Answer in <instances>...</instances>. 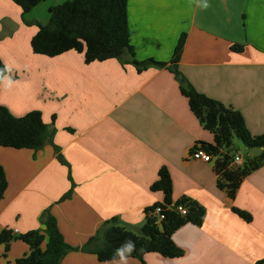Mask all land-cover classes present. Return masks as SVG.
Returning a JSON list of instances; mask_svg holds the SVG:
<instances>
[{"label":"crops","instance_id":"obj_1","mask_svg":"<svg viewBox=\"0 0 264 264\" xmlns=\"http://www.w3.org/2000/svg\"><path fill=\"white\" fill-rule=\"evenodd\" d=\"M61 1L67 0L38 6L48 10ZM35 8L22 15L11 1L0 0V35L10 39L0 57L11 81L4 77L0 83V105L14 116L39 111L59 150L51 144L37 152L0 147L7 180L0 231L43 229L40 216L49 209L72 247H81L110 219L138 232L145 209L163 202V194L150 186L165 167L173 201H196L205 210L203 222L173 233L182 257L148 253L142 261L128 258L127 264H253L264 259V166L246 176L230 200L216 185V157L209 162L191 157L199 142L212 144L213 135L191 113L171 72L152 67L138 73L115 59L86 64L75 51L56 57L34 54L30 40L36 28L24 25L22 17L38 21L32 16ZM127 22L139 61L168 62L184 34L177 64L183 79L239 111L253 136L264 132V0H127ZM234 44L243 51L233 52ZM57 154L68 166L57 161ZM68 175L72 193L60 201L71 187ZM232 207L247 212L251 221ZM27 253L26 244L14 241L3 257L0 245V264H14ZM60 264L114 261L73 251Z\"/></svg>","mask_w":264,"mask_h":264},{"label":"trees","instance_id":"obj_2","mask_svg":"<svg viewBox=\"0 0 264 264\" xmlns=\"http://www.w3.org/2000/svg\"><path fill=\"white\" fill-rule=\"evenodd\" d=\"M9 1L24 15L45 0ZM47 12L48 20L44 25L22 17L24 25L37 26V31L30 40L34 54L56 57L68 51H75L83 55L86 64L115 59L123 65H132L138 73L155 67L165 68L175 77L181 75L177 64L184 45V34L179 37L168 62L154 59L139 61L135 58L127 22V0H67L49 7ZM230 49L240 53L243 46L234 44ZM123 56L126 57L125 61H122ZM6 73V67L0 59V83ZM179 90L187 99L189 109L199 124L213 135L212 144L199 142L198 145L212 157H216V185L233 200L242 180L264 166V132L253 136L239 111L197 92L185 79L179 84ZM52 137L53 132L43 122L39 111L14 116L6 107L0 105V147L37 152L46 144H51L58 153L59 149L53 144ZM234 138L240 140L245 147L246 155L241 166L231 168L229 164L233 158ZM253 148L262 151L258 156H254L250 154ZM56 159L61 165L68 166L60 154H57ZM68 180L71 187L60 201L68 199L72 193L73 183L69 175ZM6 188L5 172L0 166V201ZM150 190L161 192L164 199L162 203H155L145 209L144 222L138 232H133L116 219H110L81 247H72L64 241L54 216L49 209H45L40 216L43 229L20 234L8 228L0 231L3 257H6L12 242L20 241L28 246V253L16 259L14 264H60L65 255L73 251L93 254L98 261L108 262L114 261V258L119 259L115 257L116 250L128 240L135 244V249L128 258L142 261L143 256L148 253H155L164 258L182 257L184 252L174 244L172 235L186 224L201 226L205 210L189 198L182 197L173 201L171 178L165 167L159 170L158 178L151 184ZM178 206L186 209L185 215L178 212ZM156 208L161 209L164 216L160 223H156L157 218L153 214ZM231 210L245 222L251 221L247 212L235 207ZM253 264H264V259Z\"/></svg>","mask_w":264,"mask_h":264},{"label":"built area","instance_id":"obj_3","mask_svg":"<svg viewBox=\"0 0 264 264\" xmlns=\"http://www.w3.org/2000/svg\"><path fill=\"white\" fill-rule=\"evenodd\" d=\"M191 157L194 160H198V161H202V162H209L211 161L212 156L207 153L205 150H203L201 147L199 146H195L193 148V150L191 151ZM243 155L240 152H235V154L233 155L232 161L229 164V167L231 168H236L238 166H241L243 163ZM178 212L181 215H185L186 214V209L182 206H178L177 207ZM154 216H156L157 218V222L156 223H160V221L163 219V215H162V210L159 208H156L153 212Z\"/></svg>","mask_w":264,"mask_h":264},{"label":"rangeland","instance_id":"obj_4","mask_svg":"<svg viewBox=\"0 0 264 264\" xmlns=\"http://www.w3.org/2000/svg\"><path fill=\"white\" fill-rule=\"evenodd\" d=\"M49 2H53L55 0H48ZM48 2V3H49ZM62 3V1H61ZM60 4V3H59ZM54 6V5H52ZM36 10H33L32 13H33V17L34 18H37L38 21L40 24H46L47 23V20H48V12L47 10L44 8H42L41 10V6H38L37 8H35ZM25 15V14H24ZM29 15V14H28ZM27 16V15H26ZM25 16V17H26ZM33 27L36 28V31H37V26L36 25H32ZM10 41V39L6 36H3V35H0V52L2 54V52H4L6 50V46L5 45H8L7 43ZM14 41V39H13ZM6 58V57H5ZM1 59V57H0ZM7 60V59H5ZM8 62V61H7ZM6 75V74H5ZM5 77V76H4ZM3 77V78H4ZM233 155L235 154V152H240L244 157L246 155V149L245 147L242 145V143L240 142V140H238L237 138H234L233 140Z\"/></svg>","mask_w":264,"mask_h":264},{"label":"clouds","instance_id":"obj_5","mask_svg":"<svg viewBox=\"0 0 264 264\" xmlns=\"http://www.w3.org/2000/svg\"><path fill=\"white\" fill-rule=\"evenodd\" d=\"M202 7L207 8L208 4L206 2H204L202 4ZM8 84L11 83L10 80H8V78H4ZM135 249V244L133 241H125L124 244H122L119 248H117L116 253H115V257H118L119 259L116 260L114 258V264H127V260H128V255H130Z\"/></svg>","mask_w":264,"mask_h":264},{"label":"water","instance_id":"obj_6","mask_svg":"<svg viewBox=\"0 0 264 264\" xmlns=\"http://www.w3.org/2000/svg\"><path fill=\"white\" fill-rule=\"evenodd\" d=\"M125 56H123V58H122V61H125ZM176 79H177V81L179 82V83H182L183 82V76L182 75H178L177 77H176ZM261 151H262V149H259V148H253V149H251L250 150V154H252V155H254V156H258L260 153H261Z\"/></svg>","mask_w":264,"mask_h":264}]
</instances>
